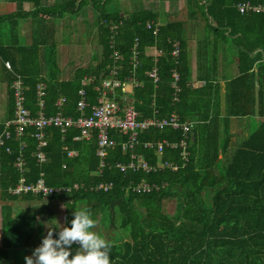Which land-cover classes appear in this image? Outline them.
Segmentation results:
<instances>
[{"label":"trees","instance_id":"16d2710c","mask_svg":"<svg viewBox=\"0 0 264 264\" xmlns=\"http://www.w3.org/2000/svg\"><path fill=\"white\" fill-rule=\"evenodd\" d=\"M6 1L15 8L0 15V25L7 22L9 32L7 41L0 36V83L5 89L0 117V264L10 249L33 252L48 230L58 233L50 214H43L44 203L40 204L51 200L65 206L63 226H71L74 210L87 208L91 212L97 221L93 231L113 244L112 264H264V12L239 13L236 9L239 2L264 4V0H184L186 15L200 17L205 33L203 40L196 42L194 77L180 20L157 25L153 12L140 9L120 14L105 9L108 0H58L48 6L41 5L40 0ZM23 4L28 5L27 10ZM86 5L96 14L98 53L89 56L87 64L76 67L66 80L57 79L52 70L41 76L39 42L35 38L27 45L17 42L18 20H44L47 29L51 20L75 15ZM146 22H151L149 27ZM174 40L179 49L176 57L170 55ZM220 48L224 54L231 52L236 71L222 82L215 75ZM155 49L159 51L156 56ZM45 59L55 66L51 53ZM4 61L10 69L5 68ZM153 67L155 82L147 75ZM112 68L114 73L110 74ZM172 72L177 74L176 80ZM15 75L25 87L23 106L30 116L38 110L35 86L42 83V113H60L71 119L79 115L76 101L80 87L84 90L83 114L87 115L97 102L101 79L121 83L131 78L129 93L117 86L106 96L113 97L119 107L130 104L138 120L174 112L180 120L193 121L186 139V159L179 155L178 145L164 146L159 154L154 147H143L144 142L161 139L178 143L181 132L170 127H149L136 135L131 152L136 160L156 167L149 172L117 168L116 164L125 163L131 152H123L118 144L126 134L113 130L108 135L116 144L106 149L99 171L94 131L87 139H74L79 133L75 127L60 131L47 126L42 129L45 143L37 147L34 127H23L16 135L14 125L4 126V121L13 119L10 83ZM83 77L91 80L81 85ZM193 80L203 83L194 87ZM59 97L63 101L57 105ZM241 118L245 122L241 125H249L246 118L255 119L256 125L234 143L231 119ZM5 129L8 137L2 134ZM231 145L234 149L228 156ZM37 151L44 155L40 163ZM69 151L74 154L67 155ZM225 155L228 159L222 165ZM17 158L23 162L22 171L14 164ZM168 161L177 169L158 168ZM40 172L47 186L76 184L77 188L47 197L8 191L20 176L28 184ZM143 181L163 186L147 193L131 191V184ZM99 183H110V187L103 190ZM39 214L49 223L45 232ZM77 248L72 246L73 254Z\"/></svg>","mask_w":264,"mask_h":264},{"label":"built area","instance_id":"2783aa9c","mask_svg":"<svg viewBox=\"0 0 264 264\" xmlns=\"http://www.w3.org/2000/svg\"><path fill=\"white\" fill-rule=\"evenodd\" d=\"M236 9L239 13H244L248 11L252 12H264V4L257 3L251 4L248 1L239 2L236 4ZM150 22H146V27H149ZM178 41H172L170 55L176 57L178 54ZM159 53L158 50H154V55L156 56ZM132 62L135 63L134 55L135 50L132 48ZM114 59L117 58V53H113ZM5 68L10 69V65L7 61L3 62ZM114 69H110V74L114 73ZM147 75L152 78V81H156L155 67L151 71L147 72ZM172 77L174 80L177 79V74L172 72ZM91 80V77H83L80 81L81 85H85L88 81ZM130 83L133 85L132 79L128 78L125 82H119L117 80H112L109 78H104L100 80L99 83V96L97 98L96 104L90 106L89 114H83V109L85 107L84 102V90L80 87L77 90L78 100L76 101V108L79 111V115L75 119L70 117L63 116L60 113L44 115L41 111L43 105V84L38 83L35 86V94L37 98L38 110L34 116H30L29 111L23 106L25 89L22 81L18 75H15V78L10 83V88L12 90L13 96V119L4 121V126L8 124L14 125V133L19 135L26 126H32L35 129L34 136L38 139L37 147L44 145L42 140V129L47 126H55L63 131L66 127H75L79 130L77 136L74 139H87L90 137L91 132L94 131L96 138V151L95 155L98 157V166L97 170L99 171L103 165V158L106 155V149L114 146L116 142L109 137L108 131L113 130L121 133H125V140L118 142L120 150L123 152L130 151L133 146L136 144V135L138 131H142L149 127L162 128L170 127L171 129L180 130L182 138L178 143H170L164 139L156 140L155 142H144L143 147H154L157 154H159L164 146L175 147L178 145L180 147V154L183 160L186 159V139L187 135L194 124L190 120H180L178 116L171 112L165 117H156L151 116L138 120L136 118V112L130 104H125L122 107H119L113 97L108 98L106 95L107 92L112 90L113 87L121 86L122 89L126 84ZM124 90V89H123ZM123 98V97H122ZM125 100V98H123ZM63 101V97H59L56 101L58 105ZM2 134L5 137H8L9 132L5 129ZM0 139V144H1ZM74 152L69 151L67 155H73ZM37 162L40 163L44 160V155L42 152H36ZM15 166L19 171H22L23 162L20 158H17L15 161ZM117 168L120 171L131 170V171H144L149 172L154 170L156 167L149 165L145 160H136L134 153L131 152L129 159L125 163H117ZM159 169L168 168L170 170H176L177 165L173 162H163L161 165H158ZM156 183L153 182H136L131 184L129 187L131 191L136 193H147L151 190H157L159 187ZM98 187L103 190H106L110 187V183H99ZM71 188L76 189L77 185L73 184L69 186H47L44 183L42 178V173H39V177L33 183H24L23 178L20 176L17 183L8 189L11 194H20L26 192H32L34 194H40L43 197H47L54 193H64L69 191Z\"/></svg>","mask_w":264,"mask_h":264},{"label":"rangeland","instance_id":"374dc122","mask_svg":"<svg viewBox=\"0 0 264 264\" xmlns=\"http://www.w3.org/2000/svg\"><path fill=\"white\" fill-rule=\"evenodd\" d=\"M48 1V0H47ZM143 1H149V0H108L107 5L105 6V9L109 11H117L120 14L123 13H129L131 11L140 10L143 7ZM46 2V1H45ZM163 1H160L157 6H163ZM26 7V6H25ZM12 8V5H6V4H0V13H6L9 9ZM85 9L88 8V12H90V7H84ZM151 8V7H150ZM156 8V7H155ZM157 10L160 11V9L157 8ZM91 13L87 15V19H85L83 22L77 17L78 15H71L69 18H66L65 20L62 18L59 19H53L51 22L47 23L49 26L47 29L44 28L41 29V34L44 36L46 30L47 35L45 37H48V39L41 44L40 50H41V56L39 57V65L42 69H44V75L49 73L50 70H52L56 76H64L66 77L67 70H72L74 66H78L80 61H85L89 56L92 54L98 53L96 52V49H93V46L95 45V38L93 36L94 34V27L96 26V19H89ZM161 16V13H160ZM166 16H168L166 14ZM173 17V15H170ZM82 17V16H81ZM29 19V17H26ZM21 19H25L24 17ZM6 31H8V24L7 22H4L2 24ZM1 25V26H2ZM34 25V26H33ZM19 25L17 26V28ZM26 35H31V31H33V28L35 27V24L31 20L26 25ZM36 29H39V27H36ZM51 34V36H50ZM0 36L4 37V33L0 32ZM32 36V35H31ZM53 36V37H52ZM52 37V39H51ZM51 43L54 44L53 48L50 47ZM92 47V48H91ZM52 49V50H50ZM221 49V48H220ZM216 56H219V51ZM50 51V52H49ZM48 53L52 54V57H54L55 60V66L52 67L51 64H49L47 58ZM89 53V54H87ZM224 53V52H223ZM210 55V53L208 52ZM89 55V56H88ZM208 55V56H209ZM225 58L222 62L225 63V70L224 73H227L228 76L232 72L234 62L233 55L231 52L225 53ZM71 73H69L70 75ZM222 74V75H223ZM4 85L0 84V117L3 115L4 111V100H5V93H4ZM250 119L249 125L246 123L241 126V122H244V118L241 119H235L237 121H241L240 123L233 122L231 124V131L234 135H232V142L236 143L239 138L245 137L250 129H252L255 125V119L253 118H246ZM245 123V122H244ZM251 127V128H250ZM241 138V139H242ZM236 146V145H235ZM234 147L231 145L228 149L229 152H227V155L231 154ZM225 155V158L222 161V165H224L228 158ZM18 202V201H17ZM34 203V202H33ZM44 203V204H42ZM24 203L18 202V205H23ZM42 209H44L43 214H50L52 223L56 226L57 232L59 231V226H63V214H64V207L63 203L60 201H42L40 202ZM167 204H170V201H167ZM36 207H38L37 204H35ZM44 215L39 214V218L43 221V231H46V227L49 225L48 222L44 220ZM112 232H115V230H112ZM32 255V250L30 249H10L8 258L3 261V264H25V256Z\"/></svg>","mask_w":264,"mask_h":264},{"label":"crops","instance_id":"0c3cea01","mask_svg":"<svg viewBox=\"0 0 264 264\" xmlns=\"http://www.w3.org/2000/svg\"><path fill=\"white\" fill-rule=\"evenodd\" d=\"M46 1V2H45ZM58 0H40V4L41 5H44V6H48V5H52L54 4L55 2H57ZM160 1H163V6H157L158 3ZM6 4V5H9L11 4L12 5V8L9 9L6 13H9V12H12L15 8V5L14 3L12 2H8L6 0H0V4ZM26 6V7H25ZM23 9L27 10L28 9V5L27 4H23L22 5ZM85 7H89L88 5H86ZM143 8L142 9H146V10H149L151 12H153L155 14V23L157 25H160V24H163L167 21H173V20H180L183 22V25H184V34L182 35L183 38L186 40V43H187V46H188V49L190 51V69H191V77H194L195 76V52H196V42L200 41V40H203L204 36H205V33H204V28L202 26V20L200 17H196V18H191L189 17V15H186V6H185V1L184 0H149V1H143ZM151 7V8H150ZM156 7V8H155ZM160 9L159 10H157ZM88 8H83L82 10H80L77 14L75 15H78L77 17L83 22L85 19H87V15L89 13H91L92 15H90V18L89 19H96V14L95 12L90 9V12H88ZM160 13H161V16H160ZM1 14H5V13H0ZM166 14L168 16H166ZM170 15H173V17H171ZM71 16V15H70ZM82 16V17H81ZM66 19V18H69V15H63L62 17L60 18H57L59 20L61 19ZM29 20H31L33 22V24H35V27L33 28V31H31V35H26V25L27 23L29 22ZM151 23V22H150ZM3 23H1L2 25ZM45 24V21L44 20H38V19H32V18H25V19H19L18 20V24L17 26L19 25V27L17 28L16 30V34H17V42L19 44H22V45H27L29 43H31V41L35 40L37 42H39V46H38V49H37V59H38V62H39V57L41 56V50H40V46H41V43H43V41L45 42L48 37H45V35H47V33L45 32L44 36L41 34V29L43 30L44 29V25ZM0 32H3L4 33V37L3 39L5 41L8 40V35H9V32L6 31V29L4 28V26L2 25ZM34 26V25H33ZM36 27H39V29H36ZM94 38H95V45L93 46V49H96V52L98 50V46L96 44V30H97V19H96V26L94 27ZM44 37V38H43ZM53 37V36H52ZM51 37V39H52ZM92 48V47H91ZM202 49V48H201ZM221 52L219 51V56H217V63H216V72H215V75H216V80L219 81V82H222L224 80V77L225 78H230L232 76L235 75V63L233 65H231L233 67V70L232 72L229 74L227 73H224L223 74V71L225 70L226 66H225V63H223L222 61L225 59L223 58L225 55H224V51L223 49H220ZM89 54V53H87ZM218 54V53H217ZM89 56V55H88ZM88 59L89 57L82 62V60L80 61L81 64H79L78 66H85L88 62ZM40 63V62H39ZM40 66V65H39ZM78 66H74L72 68V70H67L66 72V77L64 76H58L57 75V79L59 80H66L68 78L71 77L74 69ZM41 68V67H40ZM41 76H44V69L41 68ZM69 73H71L69 75ZM223 74V75H222ZM203 81L202 80H193L192 81V86H200L202 85ZM0 84H3V83H0ZM126 93H129L130 89H131V84L128 83L124 86L123 88ZM123 98H125V100H129L127 99L126 96H122ZM237 122V123H240L239 121L235 120V119H231V124L233 122ZM242 126V125H241Z\"/></svg>","mask_w":264,"mask_h":264},{"label":"clouds","instance_id":"9594fccd","mask_svg":"<svg viewBox=\"0 0 264 264\" xmlns=\"http://www.w3.org/2000/svg\"><path fill=\"white\" fill-rule=\"evenodd\" d=\"M73 216L70 227L59 226L58 233L55 229L48 230L32 255L25 256V264H112L113 244L93 231L97 221L91 212L81 208L74 210ZM74 244L78 245L75 254L72 253Z\"/></svg>","mask_w":264,"mask_h":264}]
</instances>
